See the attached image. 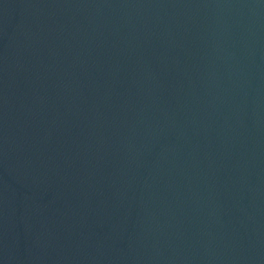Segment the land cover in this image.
<instances>
[{"label": "water", "instance_id": "1", "mask_svg": "<svg viewBox=\"0 0 264 264\" xmlns=\"http://www.w3.org/2000/svg\"><path fill=\"white\" fill-rule=\"evenodd\" d=\"M0 264H264V0H0Z\"/></svg>", "mask_w": 264, "mask_h": 264}]
</instances>
